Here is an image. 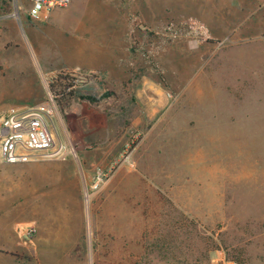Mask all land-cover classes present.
Masks as SVG:
<instances>
[{
    "label": "rangeland",
    "instance_id": "rangeland-1",
    "mask_svg": "<svg viewBox=\"0 0 264 264\" xmlns=\"http://www.w3.org/2000/svg\"><path fill=\"white\" fill-rule=\"evenodd\" d=\"M13 2L0 116L57 95L76 157L0 164V264H264V0ZM77 221L75 245L36 244Z\"/></svg>",
    "mask_w": 264,
    "mask_h": 264
},
{
    "label": "built area",
    "instance_id": "built-area-1",
    "mask_svg": "<svg viewBox=\"0 0 264 264\" xmlns=\"http://www.w3.org/2000/svg\"><path fill=\"white\" fill-rule=\"evenodd\" d=\"M15 16L19 7L13 0ZM23 9L29 19L44 20L55 9L65 7L70 0H24ZM264 40V35L262 37ZM70 74V73H69ZM72 86H68L71 89ZM55 94L47 92L46 99L33 107L11 110L0 116V162L8 165L23 164L38 159L65 161L75 158L74 146L68 142H56L47 123L58 112ZM35 229L28 227L27 235ZM219 264H238L234 260L221 259Z\"/></svg>",
    "mask_w": 264,
    "mask_h": 264
},
{
    "label": "crops",
    "instance_id": "crops-1",
    "mask_svg": "<svg viewBox=\"0 0 264 264\" xmlns=\"http://www.w3.org/2000/svg\"><path fill=\"white\" fill-rule=\"evenodd\" d=\"M0 164H4L1 163ZM76 179V178H74ZM77 180V179H76ZM78 184V182H77ZM34 200L33 198L27 197L26 201L24 200L23 205H26V209L32 210L30 214L35 215L36 212L34 211V207L31 204V207H29V201ZM78 222V221H77ZM81 222L79 221L77 224L75 223L74 226H72L69 229L60 230L58 231H52L49 232L47 236L43 235L42 232L39 231L36 233L35 242L39 247H70L76 244L77 240L80 238V235L82 234V227ZM4 264H25L23 261L16 259L15 255L10 256L9 261L6 259V261L3 262ZM35 264V263H33ZM39 264V263H38ZM57 264H74L70 262H65L63 260H60Z\"/></svg>",
    "mask_w": 264,
    "mask_h": 264
},
{
    "label": "trees",
    "instance_id": "trees-1",
    "mask_svg": "<svg viewBox=\"0 0 264 264\" xmlns=\"http://www.w3.org/2000/svg\"><path fill=\"white\" fill-rule=\"evenodd\" d=\"M88 100H94L92 97H87Z\"/></svg>",
    "mask_w": 264,
    "mask_h": 264
}]
</instances>
